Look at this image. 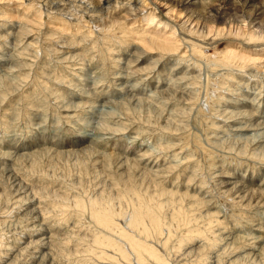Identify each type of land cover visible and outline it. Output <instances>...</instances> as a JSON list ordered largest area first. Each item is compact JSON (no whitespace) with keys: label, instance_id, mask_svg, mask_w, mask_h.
Masks as SVG:
<instances>
[{"label":"rangeland","instance_id":"rangeland-1","mask_svg":"<svg viewBox=\"0 0 264 264\" xmlns=\"http://www.w3.org/2000/svg\"><path fill=\"white\" fill-rule=\"evenodd\" d=\"M187 1L0 0V264H157L126 230L167 264H264L244 255L264 227V0ZM229 47L257 60L223 65ZM223 95L262 126L225 122ZM234 173L262 195L229 193Z\"/></svg>","mask_w":264,"mask_h":264},{"label":"bare ground","instance_id":"bare-ground-1","mask_svg":"<svg viewBox=\"0 0 264 264\" xmlns=\"http://www.w3.org/2000/svg\"><path fill=\"white\" fill-rule=\"evenodd\" d=\"M45 1V0H44ZM143 1V0H142ZM199 2V1H198ZM107 3V2H106ZM128 3V2H127ZM187 4H196V0H193V1H187L186 2ZM144 4V3H143ZM146 4V3H145ZM146 6V5H145ZM187 6V5H186ZM259 7V6H258ZM261 7V6H260ZM190 8V7H189ZM194 9V8H193ZM258 9H260V8H258ZM264 9V8H263ZM191 11V10H190ZM194 11H195V9H194ZM255 12V11H254ZM263 12V11H262ZM263 16V15H262ZM224 17V16H223ZM156 16L155 15H149V17L147 16V18L146 19H144V20H146L147 21V25L148 24H151V23H155V21H156ZM189 21V20H188ZM207 24V23H206ZM166 25V24H165ZM155 30V29H154ZM159 32V34H160V31H158ZM232 32V31H231ZM156 33V32H155ZM161 33H163V32H161ZM151 34H153V31L151 32ZM157 34V33H156ZM162 35V34H161ZM152 36V35H151ZM153 36H155L154 34H153ZM157 36H160V35H158L157 34ZM161 37V36H160ZM162 37H163V35H162ZM155 38V37H154ZM159 38V37H158ZM152 39H153V37H152ZM162 39V38H161ZM160 41V40H159ZM164 41V40H163ZM155 43V42H154ZM159 46V45H158ZM171 46V45H170ZM173 47V46H172ZM174 48V47H173ZM198 50V49H197ZM220 60H219V62L221 63V64H223V65H227V66H229V65H238V66H241L242 67V63H244V62H253V61H256L257 59L256 58H254V57H252V56H250L249 54H247V53H241L240 51H237L236 49H234V48H232V47H229L227 50H226V52H225V54L222 56V57H220L219 58ZM254 63V62H253ZM249 66V65H248ZM243 68V67H242ZM84 78V77H83ZM233 80V78L231 77V81ZM234 81V80H233ZM230 82V81H229ZM230 86V85H229ZM227 87V86H226ZM234 88V87H233ZM187 91V90H186ZM234 91V90H233ZM230 93V92H229ZM247 96H248V99H247V97L245 98V100L247 99V101H246V103H244V104H242L244 107H252V108H256V107H254V105L252 104L251 106L250 105H248V103L250 102H253V100H254V98H253V100L252 99H250V98H252V97H254V96H251V94H253V92H244ZM238 94V93H237ZM229 95V94H228ZM210 98L211 97H209V103H210ZM237 98L236 97H234L233 96V98H232V96L231 97H228V96H226V95H223L222 97H221V100H222V105H225V106H222V107H224V109H222L221 111H222V113H221V115H223V117H227V118H225V119H227V121H225V122H228L229 120H230V122H232L233 121V124H232V126H235V124H238L239 126L237 127V129L236 130H239V131H246V132H248V131H254V130H256V129H258L259 127H261L262 125H260L258 122L257 123H253V121L252 120H249V116H254V115H251L252 113H250V112H252L251 110H250V114L249 113H247V111H243V110H238V108L240 107L237 103L239 102V101H235ZM212 100V99H211ZM239 100H244V97L242 98V99H239ZM213 101V100H212ZM219 102V103H220ZM212 103H214V101L212 102ZM217 103V102H216ZM249 103V104H250ZM256 103V102H255ZM215 104V103H214ZM241 104V103H240ZM210 105V104H209ZM242 105H241V107H242ZM212 109V108H211ZM236 109V110H235ZM259 109V108H258ZM257 109V110H258ZM263 109V108H262ZM203 110V109H202ZM238 110V111H237ZM214 111V110H213ZM216 111H217V109H216ZM219 111H220V108H219ZM260 111V110H259ZM203 112V111H202ZM206 112V111H205ZM208 113H210V111L208 112ZM203 114V113H202ZM211 114V113H210ZM209 114V115H210ZM216 114V113H215ZM246 114H248L249 116L248 117H244V115H246ZM204 115H205V113H204ZM212 115V114H211ZM220 115V114H219ZM220 115V116H221ZM215 116V115H214ZM217 116V115H216ZM234 116V118L232 119V117ZM206 117H207V115H206ZM209 118V117H208ZM243 118H245L246 120L245 121H241ZM252 118V117H251ZM220 119H222V118H220ZM256 119V118H255ZM254 119V120H255ZM223 121V120H222ZM256 122V121H255ZM212 125H214L213 126V128L214 127H216V125H215V123H213ZM222 126H224V125H222ZM220 126H218V127H216V128H219ZM215 128V129H216ZM221 128V127H220ZM222 129V128H221ZM242 131V132H243ZM263 133H261L260 135H256V137L257 136H259V138L258 139H262V137H260L261 135H262ZM248 136H250L251 137V135H248ZM254 136V135H253ZM252 136V137H253ZM247 138V137H246ZM254 138V140H255V137H253ZM248 140V139H247ZM236 141V140H235ZM256 141H257V139H256ZM260 141V140H259ZM261 142V141H260ZM255 145V143H252V145ZM263 146V145H262ZM259 147H260V145H259ZM262 148V147H261ZM259 149V148H258ZM243 150V149H242ZM264 150V149H263ZM245 151V150H244ZM248 151V150H247ZM261 152V151H260ZM243 154V153H242ZM261 154V153H260ZM251 156V155H250ZM254 156V155H253ZM261 156V155H260ZM234 172V171H233ZM244 177V176H243ZM242 177V178H243ZM223 178V177H222ZM225 179H226V181H222L223 183L222 184H225V185H228L227 187H229L230 186V188L228 189V191H229V193H230V191H233V190H235V193H236V195L238 196V198H240V200L242 201V200H244L245 198H252V197H259L260 195H262V192H260V191H256L255 189H253L254 188V184H256V183H259V180H257L256 178L254 179L253 177H251V178H248V179H250V180H242V179H239V176H237V174H233V175H228V176H225L224 177ZM224 179V180H225ZM239 180V181H238ZM264 180V179H263ZM240 181H242V184H240L241 182ZM240 182V183H239ZM248 185V186H247ZM251 188H250V187ZM253 186V187H252ZM258 187V186H257ZM226 188V187H225ZM258 189H260V187L258 188ZM221 191V190H220ZM227 191V190H226ZM228 193V192H227ZM228 193V194H229ZM226 194V193H225ZM235 196V195H234ZM262 199V198H261ZM261 199H260V201H261ZM203 200V199H202ZM248 201H250V199L248 200ZM256 201H257V199H256ZM218 202V201H217ZM251 202V201H250ZM200 203V202H199ZM222 204H223V202H222ZM221 204V205H222ZM250 204V203H249ZM225 205V204H224ZM227 205V204H226ZM149 206V205H148ZM140 206H138V208H139ZM138 208H137V210H138ZM150 208V207H149ZM218 208V207H217ZM146 209V208H145ZM145 209H144V212L146 213V211H145ZM220 209V208H219ZM136 210V209H135ZM140 210H142V209H140ZM148 210V209H147ZM156 210V209H155ZM222 210V209H221ZM181 211V210H180ZM184 211V210H183ZM224 211V210H223ZM226 211V210H225ZM149 212V211H148ZM186 212V211H185ZM222 212V211H221ZM105 213V214H104ZM103 213V211H102V213H100L98 210H96L95 209V211H94V215H95V217L102 223V224H104L105 226H107L108 224H110V222H111V218L113 217V215L111 216V214L110 213H106V212H104ZM135 213H137V212H135ZM134 213V214H135ZM142 213V212H141ZM182 213H184V212H182ZM151 214V213H150ZM212 214V213H211ZM210 214V215H211ZM215 214H217V212L215 213ZM145 215V214H144ZM144 215H142V214H140V213H137V216H136V219H137V221H138V224H140L139 226H142V228L146 231V232H148L149 233V235H157V234H159L158 233V231H160V229L162 228L161 226V224H160V221L158 220V219H156V218H153V217H151V216H149V214H148V216H144ZM155 215V214H154ZM206 216V215H205ZM195 219H197V218H195ZM199 219V218H198ZM197 219V220H198ZM211 220V219H210ZM221 220V219H220ZM196 221V220H195ZM213 222V221H212ZM215 222V221H214ZM213 222V223H214ZM217 222V221H216ZM197 223V222H196ZM210 223V222H209ZM208 223V224H209ZM224 223V222H223ZM107 224V225H106ZM195 224V223H194ZM198 224V223H197ZM206 225H207V223H205ZM132 225V224H131ZM206 225L204 226L205 228V230L206 231H208V229H209V225H208V229H207V227H206ZM214 225H216V224H214ZM110 226V225H109ZM172 227V226H171ZM176 227V226H175ZM211 227V226H210ZM136 228V227H135ZM201 228H202V226H201ZM262 228H264V227H262ZM261 228V226H260V228H257V229H255V228H251V234L252 235H248L247 233L249 232V230H247L246 231V234L248 235V240L249 239H251L249 236H253V238L255 239V245H253V242H252V245L249 247V250L251 249V251L250 252H246L245 250V252L246 253H244V255H249V254H252L253 256L256 254V250H261V249H264V244L263 243H261L260 241H261V238H263V236H262V232H264V230ZM173 228H171V230H172ZM213 229V228H212ZM123 230V229H122ZM174 230V229H173ZM237 230V229H236ZM139 231V230H138ZM201 231V230H200ZM203 231V230H202ZM253 231H256V232H253ZM132 232V231H131ZM141 232V231H140ZM230 232V231H229ZM162 233V232H161ZM173 233V232H172ZM214 233V232H213ZM228 233V232H227ZM231 233V232H230ZM250 233V232H249ZM121 234V233H120ZM215 234V233H214ZM246 234H244V236H247ZM146 235V234H145ZM212 235V234H211ZM230 235H233V234H230ZM229 235V236H230ZM123 236L129 241V243H130V245L133 247V249H134V251L136 252V255H137V257H138V259H139V261H140V263H145L146 261H147V259H154V261L157 263V264H167V262L165 261V259H163L162 257H161V254H159L158 253V249L156 250L155 249V247H153L152 245H150V244H148L149 242H152V244H153V241H150V238L148 239L147 238V241L149 240V242H145V241H140V240H138V239H136L131 233H129V232H127V230L126 231H124L123 232ZM137 236V235H136ZM173 236V235H172ZM178 236V235H177ZM235 236V235H234ZM138 237V236H137ZM140 237V236H139ZM151 237V236H150ZM181 237V236H180ZM141 238V237H140ZM139 238V239H140ZM152 238H154L153 236H152ZM210 238V237H209ZM211 238H212V236H211ZM222 238V237H221ZM142 239V238H141ZM145 239H146V237H145ZM224 239H225V236H224ZM223 239V240H224ZM229 239V238H228ZM144 240V239H143ZM226 240V239H225ZM233 240V239H232ZM235 240V239H234ZM264 241V240H263ZM113 243V242H112ZM116 243V242H115ZM115 245H117V247L119 248V249H121V247L119 246V244H115ZM167 245V244H166ZM114 246V245H113ZM257 248V249H256ZM248 250V251H249ZM257 255V254H256ZM164 257V256H163Z\"/></svg>","mask_w":264,"mask_h":264}]
</instances>
